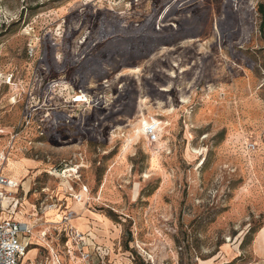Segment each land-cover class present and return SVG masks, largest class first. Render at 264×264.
Wrapping results in <instances>:
<instances>
[{
  "label": "rangeland",
  "instance_id": "374dc122",
  "mask_svg": "<svg viewBox=\"0 0 264 264\" xmlns=\"http://www.w3.org/2000/svg\"><path fill=\"white\" fill-rule=\"evenodd\" d=\"M259 4L0 0L1 170L23 162L49 223L34 264H264Z\"/></svg>",
  "mask_w": 264,
  "mask_h": 264
},
{
  "label": "crops",
  "instance_id": "0c3cea01",
  "mask_svg": "<svg viewBox=\"0 0 264 264\" xmlns=\"http://www.w3.org/2000/svg\"><path fill=\"white\" fill-rule=\"evenodd\" d=\"M28 159V158H27ZM27 167L29 168H38V163L35 160L29 159L27 162ZM2 173L10 178L8 176V174H6L5 172L2 171ZM31 178V177H30ZM11 179V178H10ZM30 180H29V189L25 190L23 188L22 183H18V186L16 188L11 189L13 194L10 197H6L4 199V201L6 200V202L3 201V207H2V212L0 213L1 217H9L12 218L13 220L16 221H20V222H25L28 227L30 228V234L25 236L26 240L29 242V246L27 249V253L28 254V260H21L22 264H26V262H28V264H34L37 256H38V249L39 247H44V239L46 237L43 236V234H47V231L49 230V223H45L43 220L44 214L45 212L42 213L41 216L38 215V212L36 211V208L34 205H32L28 199V193L30 191ZM28 201L29 205H32V209H31V213L34 215H28L26 213H22L23 209H25V207H28L27 205H24V201ZM21 212L22 214L20 216H17L18 212ZM15 213V215H14ZM50 220V219H49ZM53 223V222H51ZM74 228L78 231L81 232L83 234L88 233L87 238H83L85 240V250L89 251V249H92V215L91 214H80L79 213V217L75 218L72 222ZM80 224L81 228L77 229V225ZM38 226H42L40 228H42L41 230H39L38 232L34 230L36 227ZM37 232V233H36ZM34 251V252H33ZM26 253V254H27ZM25 254V256H26ZM26 261V262H25ZM20 262V264H21ZM76 264L75 261L70 260L68 264ZM53 264V263H52ZM118 264H122V262H118Z\"/></svg>",
  "mask_w": 264,
  "mask_h": 264
},
{
  "label": "built area",
  "instance_id": "2783aa9c",
  "mask_svg": "<svg viewBox=\"0 0 264 264\" xmlns=\"http://www.w3.org/2000/svg\"><path fill=\"white\" fill-rule=\"evenodd\" d=\"M159 123L150 120L144 129L149 142L158 140ZM4 156L0 155V213L2 212L3 201L6 197L12 196L13 192L10 189L16 188L18 183L6 177L2 173ZM83 190H86L83 187ZM79 201L80 195L75 196ZM30 234V228L25 222L13 220L9 217L0 216V264H20L22 258L27 253L29 242L26 240ZM46 234H43L45 236ZM77 237L81 234L76 233ZM47 264V263H44ZM52 264V263H51ZM53 264H60L58 261Z\"/></svg>",
  "mask_w": 264,
  "mask_h": 264
},
{
  "label": "bare ground",
  "instance_id": "6f19581e",
  "mask_svg": "<svg viewBox=\"0 0 264 264\" xmlns=\"http://www.w3.org/2000/svg\"><path fill=\"white\" fill-rule=\"evenodd\" d=\"M79 100H81L80 97H78L75 101H79ZM149 120L158 122L159 125H160V128L161 127L163 128V126L165 125V122H163L161 120H158V119L155 120V119L151 118ZM148 123H149V121L146 120L144 117H143V119L140 120V122L134 127V132L133 133L136 134V137H139V136L143 135L144 129H145V127H146V125ZM6 160L7 159H5V157H4V162H6ZM4 162H3V164H4ZM6 168H7L6 170L8 172V176H11V178H14L15 180H18V181L21 182L26 177L27 169L25 168V165L23 164V162L8 161V163L6 164ZM11 180H13V179H11ZM14 215H15V213H14ZM28 254H29V252L26 254L25 259L28 257ZM22 262H21V264H22Z\"/></svg>",
  "mask_w": 264,
  "mask_h": 264
},
{
  "label": "trees",
  "instance_id": "16d2710c",
  "mask_svg": "<svg viewBox=\"0 0 264 264\" xmlns=\"http://www.w3.org/2000/svg\"><path fill=\"white\" fill-rule=\"evenodd\" d=\"M257 11L260 14L261 17V21H260V29L264 28V5L263 4H259L257 6Z\"/></svg>",
  "mask_w": 264,
  "mask_h": 264
}]
</instances>
